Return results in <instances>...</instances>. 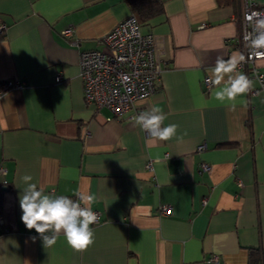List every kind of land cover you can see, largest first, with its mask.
I'll return each instance as SVG.
<instances>
[{
  "label": "crops",
  "instance_id": "1",
  "mask_svg": "<svg viewBox=\"0 0 264 264\" xmlns=\"http://www.w3.org/2000/svg\"><path fill=\"white\" fill-rule=\"evenodd\" d=\"M243 2L163 0L164 12L141 23L165 39L160 85L114 118L84 102L79 55L101 48L128 4L0 0V83L23 82L0 97V264H247L249 248L264 247V88L248 75L252 87L233 110L203 86L218 56L244 54ZM258 64L264 72V58ZM151 105L182 140L152 143L134 126ZM25 174L48 194L97 197L94 244L76 252L61 235L43 246L21 221Z\"/></svg>",
  "mask_w": 264,
  "mask_h": 264
},
{
  "label": "built area",
  "instance_id": "2",
  "mask_svg": "<svg viewBox=\"0 0 264 264\" xmlns=\"http://www.w3.org/2000/svg\"><path fill=\"white\" fill-rule=\"evenodd\" d=\"M251 11L264 12L254 0H244L242 5L241 33L237 41V48L243 47L245 57L238 67V71L257 80L259 87L264 88V72L259 68L258 61L262 58L253 56L245 42V35L251 31L245 15ZM3 26L0 25V30ZM71 28L63 30L69 35ZM100 49L84 50L79 55V70L83 83V99L87 105L95 108L104 107L114 118H120L135 102L152 94L160 85L162 73L161 61L165 55L164 36L152 32H143L141 23L133 13L118 22L100 40ZM76 43V41H74ZM203 79L205 91L211 86ZM23 82L9 79L0 83V97L11 89L20 88ZM257 89L251 90L255 93ZM142 110H138L137 114ZM205 148L204 144L197 147L198 151ZM152 160H148L145 167L152 169ZM202 170H208L205 163L200 165ZM240 185V183H239ZM1 190V188H0ZM172 208L169 205L159 207L160 214L167 215ZM100 220V212L94 210ZM1 222V215H0ZM208 261L218 262L216 256Z\"/></svg>",
  "mask_w": 264,
  "mask_h": 264
},
{
  "label": "clouds",
  "instance_id": "3",
  "mask_svg": "<svg viewBox=\"0 0 264 264\" xmlns=\"http://www.w3.org/2000/svg\"><path fill=\"white\" fill-rule=\"evenodd\" d=\"M246 22L251 26L244 39L253 56L264 58V12L251 11L245 15ZM245 57L233 54L225 59L216 58L211 68L207 82L215 87L212 96L224 103L231 102V108L236 107L237 97L249 92L252 81L238 67ZM246 105V101H241ZM167 114L157 105H151L145 111L132 117L134 126L147 133L152 143L170 141L173 138L182 140L178 135L179 125H165ZM0 126L6 128V121L0 116ZM185 132L183 135H186ZM158 163L162 162L159 159ZM32 176L25 174L21 181L25 185L19 195V206L22 211L21 221L28 230H35L45 248H51L63 235L67 245L76 252L87 250L95 242L94 229L91 227L98 219L92 205L97 197L87 191L75 193L76 199L65 195H54L45 192L43 187L32 183ZM32 241L36 237H31Z\"/></svg>",
  "mask_w": 264,
  "mask_h": 264
},
{
  "label": "trees",
  "instance_id": "4",
  "mask_svg": "<svg viewBox=\"0 0 264 264\" xmlns=\"http://www.w3.org/2000/svg\"><path fill=\"white\" fill-rule=\"evenodd\" d=\"M140 23L149 21L164 12L163 0H124ZM221 3V2H220ZM264 247H251L247 264H262Z\"/></svg>",
  "mask_w": 264,
  "mask_h": 264
}]
</instances>
